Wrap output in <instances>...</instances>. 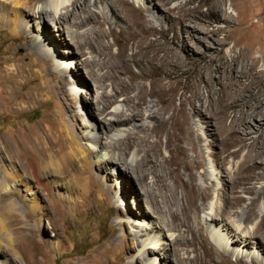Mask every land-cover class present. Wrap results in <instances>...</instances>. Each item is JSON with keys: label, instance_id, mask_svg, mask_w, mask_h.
I'll return each mask as SVG.
<instances>
[{"label": "bare ground", "instance_id": "obj_1", "mask_svg": "<svg viewBox=\"0 0 264 264\" xmlns=\"http://www.w3.org/2000/svg\"><path fill=\"white\" fill-rule=\"evenodd\" d=\"M40 1L42 0H0V21L6 25L13 24L11 32L14 33L24 29L31 20V16L34 19L40 18L42 26L45 22L51 21L57 29L54 31L59 34L57 37L61 36L58 39H63L62 36H64L66 45H72L74 48L71 46L72 50L61 48L60 53L57 48L59 42L57 43L55 38L50 41L48 37L43 36L40 42H37V36H33L35 38L32 43L36 47V50L32 49L33 52L44 56L45 50L38 46L39 43H44L52 49V57L58 56L59 59L56 61L58 66L62 67L64 72L67 68L72 71V74L62 73L56 78H50L52 81L47 84L50 94L57 97L59 93H63L69 99L68 102H76V95L71 92L69 94V87L88 86L90 84L88 80H90L97 90H94V93L93 90L90 91L89 101L91 103L96 101L102 106L100 110L112 114L113 118L99 119L93 112L83 110L79 114L80 119L92 118L95 122L92 131L99 135H91V131L82 132V136L76 135L72 129L77 126L76 121L79 117L74 119L72 116L68 124L60 118L55 126L46 127L47 133H37L35 144L30 136L29 143L32 147L33 144L34 147L37 146L35 158L30 162L32 181L45 189L56 185L69 191V198L76 204L79 199H84L90 193L91 182L95 177L98 178L92 166L100 171L108 170L110 166H123L125 177L129 179L128 176L132 173L142 191L140 195L132 193L138 205L135 207L136 210L132 211L129 207L120 208L119 213L126 216L130 214L128 220H133L132 225L140 230L134 234L127 233L125 236H119L116 233L111 239V244L113 247L122 246L128 251L132 246H142L144 251L137 257L134 264L137 262L145 264L144 260L153 252H157L158 255L161 253V256L155 257L154 261L158 259L165 264H264L263 256L261 257L264 254V216L262 223L254 228L246 225L257 214L256 201L253 200L237 215L234 211V208L244 199V196L237 191L240 185L246 193L254 194L255 199L264 195V188L257 189L253 184L254 180L264 178V69H258L261 61L254 56L253 41L260 36L253 33V27L238 23L241 25L242 35L234 41L233 45V47H240L238 54L228 63L224 60L219 63L216 59L212 60L216 63L214 72L207 69L202 73L208 95L206 98L199 95L198 104L191 100L189 105L192 112H190L185 104L180 106L175 104L177 87L172 81L173 68L179 66L177 62L180 57L177 54L165 52L158 38H151L157 32L154 15L141 11L138 14L139 19L122 28L119 34L111 29L110 33L116 38L121 37L123 41L117 52L113 53L112 46L104 43V39L108 36L103 29L106 18L103 21L99 16L100 13L89 10L91 6L100 9L102 0H72L70 4L64 6H61L64 4L62 0H56L58 5L55 7L39 5ZM120 1L124 2V0ZM172 1L156 0L154 5L158 13L168 16L164 12L165 6ZM192 1L185 0L183 4L176 6L180 20L186 24L203 19L204 15H219L221 12L209 0H201L198 5L191 7L189 4ZM113 4L111 0L112 7ZM202 4L208 5L206 12L201 10ZM123 10L128 13V6H124ZM102 12L104 13V10ZM70 16L73 17L75 26L90 23L91 27L85 32L72 30L67 21ZM226 43L227 41L224 40L221 45ZM84 48L98 49L100 54L111 60L107 66L101 68H106L104 73L94 69L93 61L83 62L77 56L83 53ZM130 49L132 53L128 54ZM35 60L40 61L39 58ZM134 65L139 68V72L134 70ZM82 67L86 70L88 79L81 73ZM108 82L112 86L113 94L105 91L109 85ZM90 89L95 88L90 86ZM99 90L101 92H98ZM119 96L124 103L122 109L116 107ZM194 114H197L208 127L216 128L225 148L224 152L228 156L241 158L237 168L228 178L231 183L230 195L223 199L221 205L214 208L213 212H208L204 220L210 227L215 224L221 232L216 230L211 233L201 221H198L195 226L196 218L203 211L208 197L213 192L212 186L201 184L202 180L212 179L213 174L204 168L200 180L196 173V169L205 163L202 156L203 144L197 136L199 129L193 121ZM147 119L155 123L151 125ZM129 126L132 127L121 134L120 131ZM83 127L87 130L89 125L85 124ZM109 134L116 135L117 138L111 141L103 140L109 137ZM83 138L93 142L94 147L83 145L81 142ZM204 139L207 137L204 136ZM0 142L2 144L0 149L8 152L10 149L8 143L3 138H0ZM134 146L140 147L143 152L140 160H133L135 164L128 158ZM163 146L169 150L170 154L158 160L162 155ZM244 150H247L246 153L243 152ZM106 151L109 152L108 156L105 155ZM190 152L195 153L196 159H190ZM148 162H151L150 166H147ZM223 163L222 161L221 164ZM10 169L11 171L5 176L10 182L5 179L7 183L4 185L6 181H1L4 185V193L7 195L15 192L16 187L23 180L13 163ZM151 169L153 170L149 171ZM181 169L188 173V181L183 179ZM149 173L152 174V184L147 181ZM50 175H53L51 183L45 181V178ZM170 182H173L177 188H182V199H184L182 204L176 193L168 194L173 187ZM125 192L128 195L131 194L129 190ZM106 195V192L102 190L99 206L102 205ZM141 200L145 201L148 209L152 211L149 213L157 215L158 223L149 224L153 220L151 215L143 214ZM177 205L179 208L176 207ZM7 209L8 212H16V202L10 199L7 202ZM167 216L169 219H165ZM191 220L194 226L187 225L190 237L184 234L173 237L177 228L186 226V223ZM2 222H0V264H10L8 263L9 253L6 254L7 249L14 256V264L18 262L19 264H40L44 260L39 258L42 255V246L34 233L29 236L8 238V240L3 236L5 228ZM48 228L53 229L51 222H48ZM163 231L171 234L167 235ZM143 237L147 238L143 240ZM171 237L173 238L170 239ZM167 238L170 242L163 243L162 241ZM239 244L242 248L249 247L250 244L261 246L262 251L260 254L251 251L243 252L238 250L241 247ZM147 245L151 246L147 248ZM54 247L60 248L61 242L54 243ZM180 247L187 251L192 247L194 256L181 255ZM163 251H168L169 256L162 255ZM123 260L124 256L121 252H115L109 253L103 260L92 264H123Z\"/></svg>", "mask_w": 264, "mask_h": 264}, {"label": "rangeland", "instance_id": "obj_2", "mask_svg": "<svg viewBox=\"0 0 264 264\" xmlns=\"http://www.w3.org/2000/svg\"><path fill=\"white\" fill-rule=\"evenodd\" d=\"M55 1L42 0L39 2V5L55 7L58 5ZM62 1L64 4L61 6H64L70 4L72 0ZM154 1L156 2V0ZM154 1L124 0L122 2L120 0H112L114 3L112 7L110 5L111 0H102L100 9L90 4L89 10L97 14L100 13L99 16L103 21L106 18L103 29L108 33V36L104 39V43L112 46L113 53L117 52L119 45L123 41L121 37L116 38L114 34H111V29L119 34L122 28H125L128 24H133L139 19L138 14L141 11H146L147 14H152L156 17L154 19L151 16L155 20L154 24L157 28L156 34L152 35L151 38H158L165 52L177 54L180 57V60L177 62L179 66L173 68L172 80L177 87L176 106L185 104L188 111L192 112L191 105H189L190 101L193 100L198 104L199 95L206 98L208 91L202 73L207 69L214 72L216 63L212 62L213 59H216L217 63L223 60L228 63L233 56L238 54L240 47H233L234 41L242 35L240 30L241 25H238V23L252 26L253 33L256 36H260V38H256L253 41L255 45L254 56L261 61L259 62L258 69H264V0H209V2L216 5L219 12L221 11L220 14L204 15L203 19H197L191 24H186L180 20L179 11L176 8V6L183 4L185 0H173L169 5L165 6L164 12L168 16H165L164 13H158ZM200 2L201 0H193L189 6H196ZM124 6H128V13L123 10ZM207 9L208 5H201L203 12H206ZM102 10H104V13ZM111 17L113 18L111 19ZM30 19L29 23L26 24L27 26L18 33L11 32V28L14 27L13 24L6 25L3 21H0V138H3L10 146L8 152L0 149V222L3 221L2 223L5 228L3 236L11 239L17 236H29L31 233H34L35 238L41 242L42 246V255L39 258H43L44 260L40 264H92L93 262L103 260L109 253L115 252H121L124 256L123 264H134L137 257L144 251L142 246H132L128 251L122 246L113 247L111 244V239L116 233L119 236H125L127 233L133 232L132 234H134L137 230H140V228L132 225L133 220H128L130 214L126 216L119 213L120 208L129 207L134 211L137 209L135 207L138 206L132 193L135 192L140 195L142 189L137 184L132 173L129 174L128 179L125 177L123 166H110V169H104L103 171L92 166L93 171L99 179L95 177L91 182L90 193L84 199H79L76 204L69 198V191L56 185H51L49 189H45L37 186L31 179L30 162L35 158L34 153L37 146L34 147V144L37 133H47L46 127L55 126L60 118L68 124L72 116L74 119H77L83 110H89L97 118L103 120H109L113 118V115L101 111L102 106L98 105L96 101L92 103L89 101L90 91L93 90L94 93V90H97L94 83L90 80H88L90 83L88 86L72 85L69 87V94L71 92L76 95V102H68L69 99L63 93H59L57 97L50 94L47 89V84L52 81L50 78H56L62 73L72 74V71L67 68L64 72L62 67L56 63L59 59L58 56L52 57V49L50 46L44 45V43L38 44L43 51L45 50L44 56L33 52V50H36V47L33 45L34 43H32L35 38L33 36H37V42H40L43 36L48 37L50 41L54 40L52 38H55L57 43L59 42V47H57L59 51L61 48L72 50L71 47L74 48V46L70 45V47L66 45L67 41H65L64 36H62L63 39H58L61 36L57 37L59 34L57 31H54V29H57L54 28V24L51 21L45 22L42 26L40 18L34 19L31 16ZM116 20L117 23H115ZM67 21L70 28L77 32H85L91 27L90 23L75 26L72 16ZM233 26L238 28L236 29ZM64 35L66 36V34ZM224 40L227 43L221 45V42ZM131 53L132 50H128V54ZM77 56L83 62L93 61L95 64L94 69L100 73H104L106 68H101L111 62L108 57L100 54L98 49L93 48H84L83 53ZM37 58H39V62L35 60ZM134 66V70L139 72V68L136 65ZM227 70L229 71V67ZM81 73L87 78L84 67L81 68ZM108 83L109 85L105 91L113 94L112 86H110V82ZM90 86L95 89H90ZM98 92H101V90ZM116 107L119 109L124 107L121 96H119ZM193 117V121L199 129L197 136H199V141L203 144L202 156L205 163L196 169V173L200 180L204 168H207L213 174L212 179L202 180L201 184L212 186L213 192L208 197L203 211L196 218L195 226L198 221H201L211 233L216 230V232H221L219 227H215V224L210 227L209 223L206 224L204 220L208 212H213L214 208L220 206L223 199L230 195L231 183L228 181V178L237 168L241 158L228 156L224 152L225 148H223L221 137L216 128L214 126L213 128L208 127L197 114H194ZM147 122L151 125L155 123L150 119H147ZM76 123L77 126L72 129L76 135L82 136V132L84 131H91V135H99L92 131L95 123L92 118L83 117L82 120L79 117ZM85 124L89 125L87 130L83 127ZM131 127H125L123 131H120L121 134H124ZM30 136L32 142L35 140L33 147L28 140ZM204 136L207 139H204ZM116 138V135L109 134V137L103 140L111 141ZM163 141H165V137H163ZM81 142L90 148L94 147V143L87 140V138L81 139ZM246 151L244 150L243 152L246 153ZM105 153L108 156L109 152L106 151ZM169 154V150L163 146L162 155L158 160L162 156H168ZM189 156L190 159H196V155L193 152H190ZM142 157L143 152L140 147L134 146L131 148L128 156L131 162L134 159L140 160ZM222 161L224 162L223 164H221ZM11 163L14 164L23 180L16 187L15 192L7 195L4 193L3 187L7 181L10 182L5 176L11 171ZM150 164L151 162H148L147 166H150ZM181 172L183 179L188 181V173L183 171V169H181ZM52 176L50 175V177L45 178V181L49 183L53 182ZM109 177L111 179H108ZM147 177L148 183L152 184V174L149 173ZM3 180L6 181L3 183L4 185L1 183ZM170 184L173 187L171 191H168V194L170 192L176 193L182 204L184 202V199H182V188H177L173 182H170ZM253 184H255L257 189L264 188V178L254 180ZM242 187L240 185L237 191L238 194L244 196V199L241 204L234 208L235 215L241 213L255 200L257 214L246 224L250 228H254L257 224L262 223V217L264 216V195L259 199H255L254 194L246 193ZM102 190L107 195L103 199L102 205L99 206V197L102 194ZM128 190L131 191L132 195H128L125 192ZM10 199L16 202V212H8L7 202ZM140 206L143 214L151 215L153 221L149 224L158 223L157 215L149 213L152 211L148 209L145 201L141 200ZM176 207L179 208L178 205ZM180 216L182 217V215ZM165 219H169V217L167 216ZM48 222L52 223L53 229L48 228ZM188 224L194 226L192 220L189 221V223H186V226L180 227V229L177 228L173 237L179 234L190 237ZM163 232L167 235L171 234L166 231ZM146 238L143 237V240ZM59 241L61 242V247H54V243ZM147 241L149 242V240ZM162 242L168 243L170 240L167 238V240H163ZM148 246L150 247L151 245H147L146 247L148 248ZM192 250V247L189 248V251L180 247V253L185 257H193L194 252ZM238 250H243V252H259V254L262 251L261 246L257 247L254 244H250L246 248H242L241 246ZM7 251L6 254L9 253L8 263L14 264V256H12L9 249ZM162 255H168V251H163ZM160 256L161 253L158 255L157 252H153L145 260L142 257V260H144L145 264H165L164 261L162 263L158 259L154 261L155 257ZM262 256L264 259V254ZM248 260L251 263V259L249 258ZM136 264H139V262Z\"/></svg>", "mask_w": 264, "mask_h": 264}]
</instances>
